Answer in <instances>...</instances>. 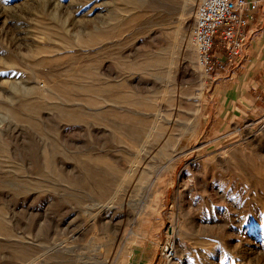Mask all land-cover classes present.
Segmentation results:
<instances>
[{"label": "rangeland", "instance_id": "obj_1", "mask_svg": "<svg viewBox=\"0 0 264 264\" xmlns=\"http://www.w3.org/2000/svg\"><path fill=\"white\" fill-rule=\"evenodd\" d=\"M197 3L0 0V264H264V94Z\"/></svg>", "mask_w": 264, "mask_h": 264}, {"label": "built area", "instance_id": "obj_2", "mask_svg": "<svg viewBox=\"0 0 264 264\" xmlns=\"http://www.w3.org/2000/svg\"><path fill=\"white\" fill-rule=\"evenodd\" d=\"M257 6V0H198L191 38L206 73L215 66L223 67L225 61H234L240 54L246 37L244 27ZM217 44L227 50L225 56L213 51ZM164 252L161 249L165 260Z\"/></svg>", "mask_w": 264, "mask_h": 264}, {"label": "crops", "instance_id": "obj_3", "mask_svg": "<svg viewBox=\"0 0 264 264\" xmlns=\"http://www.w3.org/2000/svg\"><path fill=\"white\" fill-rule=\"evenodd\" d=\"M257 1L258 6L249 15L248 23L244 27L246 37L242 50L235 60L237 63L230 66V62H224L223 67L215 69L212 75L214 79L227 78V76L232 80L234 78L235 84L229 85L225 89V92L228 93L225 100L239 109L241 107L238 105L245 108L248 105H257L258 98L262 93L264 94V0ZM225 53L223 50L220 55L225 56ZM238 83H240V87H238ZM247 90L256 93L255 96L250 94L253 96V100L250 99ZM254 107L258 112L257 106ZM230 110L232 108L228 106L227 112Z\"/></svg>", "mask_w": 264, "mask_h": 264}, {"label": "bare ground", "instance_id": "obj_4", "mask_svg": "<svg viewBox=\"0 0 264 264\" xmlns=\"http://www.w3.org/2000/svg\"><path fill=\"white\" fill-rule=\"evenodd\" d=\"M174 232H175V230H173ZM173 243V242H172ZM165 252H164V258L166 259V260H172L173 258H174V250H173V248L171 247V246H165Z\"/></svg>", "mask_w": 264, "mask_h": 264}]
</instances>
